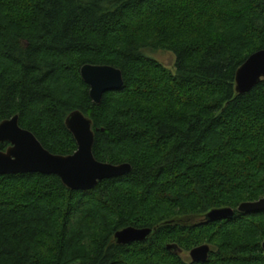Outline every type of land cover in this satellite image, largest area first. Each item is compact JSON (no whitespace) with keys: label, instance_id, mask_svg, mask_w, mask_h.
Segmentation results:
<instances>
[{"label":"trees","instance_id":"1","mask_svg":"<svg viewBox=\"0 0 264 264\" xmlns=\"http://www.w3.org/2000/svg\"><path fill=\"white\" fill-rule=\"evenodd\" d=\"M175 56L174 73L146 52ZM264 50V0H0V123L18 117L50 154L77 147L65 127L92 122L97 162L131 166L90 191L56 176H0V264H195L167 250L210 248L204 264H264V81L235 74ZM110 66L123 86L100 105L80 77ZM9 147L0 143V152ZM232 209V218H177ZM126 228L155 232L119 246Z\"/></svg>","mask_w":264,"mask_h":264},{"label":"water","instance_id":"2","mask_svg":"<svg viewBox=\"0 0 264 264\" xmlns=\"http://www.w3.org/2000/svg\"><path fill=\"white\" fill-rule=\"evenodd\" d=\"M80 77L89 88L88 96L94 105H100L108 92L118 91L123 86L120 70L110 66L85 65L80 69ZM264 81V50L249 56L235 74V92L249 93ZM65 127L76 143V151L70 156H57L46 151L36 138L19 127L18 117L0 123V143L9 145L0 152V176L40 174L56 176L70 191H90L99 182L126 176L131 172L128 164L110 165L97 162L93 157L94 133L92 122L80 111L71 112L65 119ZM264 211V198L253 203L238 206L241 214H258ZM232 209L212 210L204 216L205 222L232 218ZM155 232L150 229L126 228L114 234V242L119 246L146 242ZM264 254V242L262 243ZM167 250L178 255L177 245H168ZM210 248L202 245L192 249L189 257L192 263L204 264L209 259Z\"/></svg>","mask_w":264,"mask_h":264},{"label":"rangeland","instance_id":"3","mask_svg":"<svg viewBox=\"0 0 264 264\" xmlns=\"http://www.w3.org/2000/svg\"><path fill=\"white\" fill-rule=\"evenodd\" d=\"M146 54L149 57L156 60L157 62H159L160 64H162L170 72L174 73L175 56L172 53L167 52V51L158 50L156 52L147 51ZM204 216L205 215H203L201 218L192 217V216L191 217H181V218H177L176 220L180 225H192V224L202 221L204 219ZM179 255L183 261L191 262V259L189 257V252H180Z\"/></svg>","mask_w":264,"mask_h":264}]
</instances>
